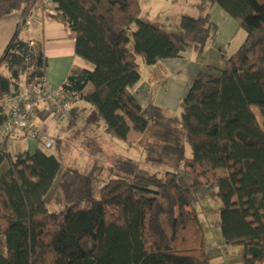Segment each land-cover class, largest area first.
<instances>
[{
    "label": "trees",
    "instance_id": "16d2710c",
    "mask_svg": "<svg viewBox=\"0 0 264 264\" xmlns=\"http://www.w3.org/2000/svg\"><path fill=\"white\" fill-rule=\"evenodd\" d=\"M215 6L245 36L223 69L198 73L181 100L191 152L185 165L194 186L216 187L223 246L238 248L241 264H264V0H198L199 17L179 18L183 42L142 21L139 0H0V19L18 16L0 55V100L22 84L45 82L42 44L21 35L36 10L51 11L74 35V55L92 67L71 68L59 88L71 103L68 113L76 117L73 104L85 102L110 137L126 141L130 131L148 126L131 92L140 64L179 59L185 44L201 55L217 33L209 14ZM3 122L0 107V127ZM7 138L0 141V264H209L190 189L175 174L166 173L162 190L115 177L95 200L92 174L64 169L65 206L50 213L45 196L60 162L38 149L10 154ZM117 166L128 175L136 171L130 160Z\"/></svg>",
    "mask_w": 264,
    "mask_h": 264
},
{
    "label": "rangeland",
    "instance_id": "374dc122",
    "mask_svg": "<svg viewBox=\"0 0 264 264\" xmlns=\"http://www.w3.org/2000/svg\"><path fill=\"white\" fill-rule=\"evenodd\" d=\"M139 5L141 9L139 18L142 21L173 34L181 42L183 37L178 25L179 18L181 16L197 18L201 14L198 0H139ZM209 14L217 27L216 36L201 55H198L196 45L185 44L182 57L187 61V65L184 63L186 66L170 70L164 63L154 66L140 64L141 81L136 85L137 89L134 92L138 98L140 97L142 114L148 120L144 132L130 131L126 141L110 137L105 132L103 121L85 102L77 104L76 117L69 113L61 116L51 113L52 120H56L52 133L56 143L44 153L58 159L61 171L45 196L50 213H57L65 206L59 185L64 169L83 174L91 173L93 177L91 196L95 200L99 199L101 187L115 177H126L131 183L162 190L166 173H172L176 175L177 183L181 187L190 189L191 207L195 209L201 223L205 249L209 242L216 243L219 240L220 204L216 196V187L213 183L194 186L195 178L189 174L190 168L185 165L191 158V152L181 124L182 99H178L180 95L178 89L185 84L184 77L188 73L189 64L206 58L211 59L216 46L235 34L231 41V54L234 53L243 42L245 34L241 30L236 31L234 21L217 6L209 10ZM45 16L52 17V12L46 11ZM24 34L22 33L21 37H24ZM2 73L6 75L5 70ZM252 111L261 122L257 108L253 107ZM178 148L181 149V157L176 151ZM122 160H130L136 165L133 175L119 169L117 163ZM198 179L206 182L201 176ZM196 264L199 262L196 261Z\"/></svg>",
    "mask_w": 264,
    "mask_h": 264
},
{
    "label": "crops",
    "instance_id": "0c3cea01",
    "mask_svg": "<svg viewBox=\"0 0 264 264\" xmlns=\"http://www.w3.org/2000/svg\"><path fill=\"white\" fill-rule=\"evenodd\" d=\"M210 17L212 18L211 15ZM17 23L18 16L15 14L0 19V55L14 33ZM22 33H25V36L21 37L23 41L42 44L44 55L47 60L45 82L51 89H59L70 69L73 67L86 69L88 71L92 70V67L88 63L74 55L75 38L70 30L64 25L56 23L52 17L45 16V13L40 9L34 12V15L30 20V24ZM233 37H235V34L231 38H227L222 44L220 43L217 45L215 48V54L211 59L206 58L203 61H196L195 64H189L187 66L188 73L185 74L184 77V86L178 89L180 92L178 99L185 97L192 80L198 73L208 71L214 72L223 69L225 60L232 52L231 41L233 40ZM158 63L166 64L167 68L170 70L180 68L181 66L183 67L185 64L187 65V61H185L183 57L173 60H164ZM2 71L4 70H1V72ZM140 81L141 76L138 83ZM136 85L131 89V92L137 98L140 106L142 107L139 100L140 97L138 98L137 93L134 92L135 89H137ZM79 103L84 102L76 101L73 106L78 109L77 104ZM52 119L51 113L48 112L47 107L45 105H41L34 111L30 124L37 130H43L46 137L52 139L55 144L56 140L52 133L56 126V120L53 121ZM1 140L2 138H0V141ZM6 148L7 152L10 154H16L24 151L32 154L37 149L44 153L45 150H49L45 149L41 142L30 138L27 134V130H16L12 135L8 136L6 140ZM208 237L210 238L209 234ZM209 241H211V238ZM205 253L209 264H241L239 249L224 247L221 236L216 243L215 241L209 242Z\"/></svg>",
    "mask_w": 264,
    "mask_h": 264
},
{
    "label": "built area",
    "instance_id": "2783aa9c",
    "mask_svg": "<svg viewBox=\"0 0 264 264\" xmlns=\"http://www.w3.org/2000/svg\"><path fill=\"white\" fill-rule=\"evenodd\" d=\"M30 21L26 22V27ZM32 44V43H30ZM45 105L49 113L61 116L68 113L71 103L59 89H51L46 82L38 86L22 84L17 92L0 100L4 122L0 127V138L12 135L16 130H27L30 138L42 143L45 149L53 147L52 139L43 130L31 126L34 111Z\"/></svg>",
    "mask_w": 264,
    "mask_h": 264
}]
</instances>
